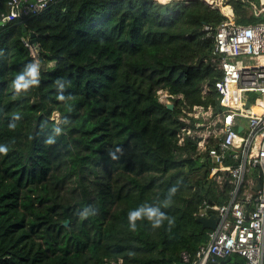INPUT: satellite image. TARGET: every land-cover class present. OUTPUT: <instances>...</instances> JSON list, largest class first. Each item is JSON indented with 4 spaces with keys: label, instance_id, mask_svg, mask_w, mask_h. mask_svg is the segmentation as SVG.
I'll return each mask as SVG.
<instances>
[{
    "label": "trees",
    "instance_id": "obj_1",
    "mask_svg": "<svg viewBox=\"0 0 264 264\" xmlns=\"http://www.w3.org/2000/svg\"><path fill=\"white\" fill-rule=\"evenodd\" d=\"M229 3L237 22L262 19L239 0ZM8 11L0 0V145L9 148L0 154V264H175L182 249L197 250L208 230L199 207L228 201L230 185L218 188L207 167L196 174L207 161L194 139L178 142L177 130L182 106L226 108L223 72L210 61L213 36L204 29L212 33L226 18L220 7L56 0L33 16H2ZM24 28L34 33L40 78L17 93L14 79L34 62ZM57 81L70 99H57ZM159 88L174 95L172 109ZM14 114L21 119L10 130ZM50 136L55 143H46ZM142 204L174 218L171 229L144 219L131 231L128 213ZM89 207L94 214L82 216ZM233 262L245 258L224 263Z\"/></svg>",
    "mask_w": 264,
    "mask_h": 264
},
{
    "label": "built area",
    "instance_id": "obj_2",
    "mask_svg": "<svg viewBox=\"0 0 264 264\" xmlns=\"http://www.w3.org/2000/svg\"><path fill=\"white\" fill-rule=\"evenodd\" d=\"M55 1L8 0L9 11L2 16H33ZM204 1L219 6L226 15L212 33L209 25L204 29L213 36L210 61L223 72L224 93L234 97L226 99V108L216 113L210 105L183 107L177 136L180 144L186 137L196 141L197 154L209 162L208 176L218 188L227 182L230 190L224 203L203 201L196 217H207L210 206L217 215L216 225L208 228L207 240L197 250L182 249L178 263L225 264L227 256L233 260L239 254L245 264H264V0H239L250 14L262 17L248 23L236 21L230 0ZM224 6L231 11L225 12ZM25 43L37 59L36 45L29 39ZM246 91H259L260 97H249ZM157 95L162 102L174 97L164 88ZM258 172L261 180L256 189Z\"/></svg>",
    "mask_w": 264,
    "mask_h": 264
},
{
    "label": "clouds",
    "instance_id": "obj_3",
    "mask_svg": "<svg viewBox=\"0 0 264 264\" xmlns=\"http://www.w3.org/2000/svg\"><path fill=\"white\" fill-rule=\"evenodd\" d=\"M160 1V0H157ZM169 1V0H168ZM167 2V1H165ZM2 21V19H0ZM3 22V21H2ZM3 24V23H1ZM29 36H26L25 40H27ZM24 40V41H25ZM31 41V40H30ZM32 42V41H31ZM35 44V42H32ZM26 45V43H25ZM36 45V44H35ZM27 46V45H26ZM37 47V45H36ZM29 48V47H28ZM30 49V48H29ZM38 50V48H37ZM31 51V50H30ZM32 53V52H31ZM34 57V62L27 64L23 71L20 72L16 78L13 81V88L14 90L19 93L21 91H27L32 86H36L39 84V78H40V64L38 62V53H37V59L35 58L34 54H32ZM57 88L59 91V94L57 95V99L60 101H64L66 99H70V97H65L63 95V89L65 88V84L62 81H57ZM182 96V95H181ZM170 102V101H169ZM165 103V102H164ZM174 103V101H173ZM21 119L20 115L14 114L12 117V122L9 123L8 127L10 130H15L16 123L15 121H19ZM61 124H68V120L64 119L60 122ZM53 132L55 135H60L62 132V128L60 126H57L53 129ZM47 144H53L55 143V137L50 136L46 140ZM9 151V148L7 145H0V154L7 155ZM122 153V150H118ZM109 155L113 159H118L114 153L110 152ZM178 191V185H173L168 189L167 195L165 197V200L163 201V204L165 207L169 206L173 202V197L176 195ZM90 214H94L91 210V208H86L82 212V216L87 217ZM146 219L151 223V226L156 229L160 228L165 221H167L169 230L174 225L175 221L174 218H170L166 215L165 212L161 210L158 206L148 205V204H142L139 207L129 211L128 213V227L131 231H136L137 229V221Z\"/></svg>",
    "mask_w": 264,
    "mask_h": 264
},
{
    "label": "water",
    "instance_id": "obj_4",
    "mask_svg": "<svg viewBox=\"0 0 264 264\" xmlns=\"http://www.w3.org/2000/svg\"><path fill=\"white\" fill-rule=\"evenodd\" d=\"M2 23V21L0 20V24ZM24 35L25 36H29L30 40L32 42H35V38H34V33L33 32H29L26 30V28H24ZM256 94L259 93V91H255ZM165 106L168 109H172L174 107V103L173 102H165ZM246 106H249V102L246 103ZM59 112L57 110H55L53 112V115L58 114ZM240 129V127H239ZM202 160H206L205 158H202ZM256 180L258 181L257 184L254 186L256 189H258L260 187V180H261V176H260V172H258L257 176H256ZM210 204H213V201L210 200L209 201ZM207 210L209 211V215L206 217H198V221L201 223V227L202 228H213L216 225V221H217V215L215 214V210L213 208H211L210 206H208ZM64 224L68 223V219H66L64 222ZM231 258V256H227L223 262H227L229 261ZM177 264H186V263H177Z\"/></svg>",
    "mask_w": 264,
    "mask_h": 264
},
{
    "label": "rangeland",
    "instance_id": "obj_5",
    "mask_svg": "<svg viewBox=\"0 0 264 264\" xmlns=\"http://www.w3.org/2000/svg\"><path fill=\"white\" fill-rule=\"evenodd\" d=\"M49 64H51V63H49ZM224 89H225V86H224ZM246 93H247V95L249 97H252V98L258 99L260 97L258 94L254 93V92L246 91ZM233 97H234L233 94H229V95L228 94H225V99H229V98H233ZM169 101L170 102H173V99L172 100L170 99ZM182 108H183V106H182ZM208 165H209V162H207L205 166H202V168L200 170H198L196 172V174H201ZM113 264H119V263L117 261V262H113Z\"/></svg>",
    "mask_w": 264,
    "mask_h": 264
},
{
    "label": "bare ground",
    "instance_id": "obj_6",
    "mask_svg": "<svg viewBox=\"0 0 264 264\" xmlns=\"http://www.w3.org/2000/svg\"><path fill=\"white\" fill-rule=\"evenodd\" d=\"M160 1L165 2V1H167V0H160ZM207 1H211V0H207ZM223 10H224L225 12H227V13H229V12L231 11L229 6H224V7H223ZM236 141H237V140H236Z\"/></svg>",
    "mask_w": 264,
    "mask_h": 264
},
{
    "label": "crops",
    "instance_id": "obj_7",
    "mask_svg": "<svg viewBox=\"0 0 264 264\" xmlns=\"http://www.w3.org/2000/svg\"><path fill=\"white\" fill-rule=\"evenodd\" d=\"M161 2H163V1H161ZM224 263V262H223Z\"/></svg>",
    "mask_w": 264,
    "mask_h": 264
}]
</instances>
